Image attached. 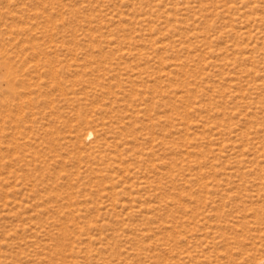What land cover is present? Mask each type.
I'll return each instance as SVG.
<instances>
[{
    "label": "rangeland",
    "instance_id": "1",
    "mask_svg": "<svg viewBox=\"0 0 264 264\" xmlns=\"http://www.w3.org/2000/svg\"><path fill=\"white\" fill-rule=\"evenodd\" d=\"M7 1L63 89L0 127V264H264V0Z\"/></svg>",
    "mask_w": 264,
    "mask_h": 264
},
{
    "label": "bare ground",
    "instance_id": "2",
    "mask_svg": "<svg viewBox=\"0 0 264 264\" xmlns=\"http://www.w3.org/2000/svg\"><path fill=\"white\" fill-rule=\"evenodd\" d=\"M12 7V3L7 1V5L0 9V127L27 128L34 126L45 105L52 106L50 97L45 100L49 94L48 89L55 91L58 98L62 94V63L58 55L50 56L51 49H48V42H53L54 36L58 35L59 26L51 15L45 14L44 10L40 11L42 7L39 12H34L35 18L30 21L29 16H24L22 11ZM55 111L59 114L58 108Z\"/></svg>",
    "mask_w": 264,
    "mask_h": 264
}]
</instances>
